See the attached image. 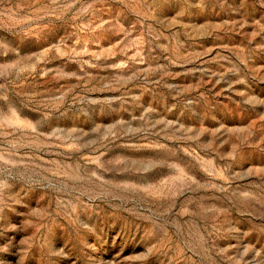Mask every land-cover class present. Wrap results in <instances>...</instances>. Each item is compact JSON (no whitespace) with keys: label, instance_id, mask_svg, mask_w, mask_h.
Returning <instances> with one entry per match:
<instances>
[{"label":"rangeland","instance_id":"1","mask_svg":"<svg viewBox=\"0 0 264 264\" xmlns=\"http://www.w3.org/2000/svg\"><path fill=\"white\" fill-rule=\"evenodd\" d=\"M0 264H264V0H0Z\"/></svg>","mask_w":264,"mask_h":264}]
</instances>
